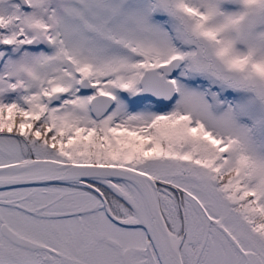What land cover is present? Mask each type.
Instances as JSON below:
<instances>
[{
    "label": "snow or ice",
    "instance_id": "snow-or-ice-1",
    "mask_svg": "<svg viewBox=\"0 0 264 264\" xmlns=\"http://www.w3.org/2000/svg\"><path fill=\"white\" fill-rule=\"evenodd\" d=\"M0 264H264V0H0Z\"/></svg>",
    "mask_w": 264,
    "mask_h": 264
}]
</instances>
